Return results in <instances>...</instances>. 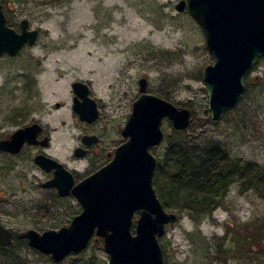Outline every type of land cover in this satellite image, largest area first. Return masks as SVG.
<instances>
[{
	"label": "rangeland",
	"instance_id": "374dc122",
	"mask_svg": "<svg viewBox=\"0 0 264 264\" xmlns=\"http://www.w3.org/2000/svg\"><path fill=\"white\" fill-rule=\"evenodd\" d=\"M179 1L0 0L9 26L20 31V21L27 19L39 31L36 42L19 54L0 56V140L35 121L50 139L46 148L25 145L15 155L0 151V223L14 232L11 245L0 249V264H109L102 239L92 237L83 250L54 263L17 235L27 229L57 230L80 213L73 195L61 197L56 188L42 187L52 171L41 169L34 156L57 159L75 182L106 164L125 140L121 130L141 77L148 81V93L191 113L190 127L179 135L169 119L162 120L163 141L150 150L156 162L169 135L215 142L233 156L264 165V83L249 86L261 102L257 122L246 111L212 122L202 83L212 58L198 23L176 9ZM256 76L264 78V59L248 77ZM75 81L85 83L96 102L99 115L92 123L73 110ZM242 117L250 122L240 123ZM85 134L95 135L97 142L86 147ZM76 147L86 148V155L76 157ZM164 209L177 215L158 237L166 264H264V234L256 242L244 240L246 233L264 231V199L251 190L240 193L237 182L223 206L199 223L185 212ZM138 216L136 211L132 232Z\"/></svg>",
	"mask_w": 264,
	"mask_h": 264
},
{
	"label": "water",
	"instance_id": "95a60500",
	"mask_svg": "<svg viewBox=\"0 0 264 264\" xmlns=\"http://www.w3.org/2000/svg\"><path fill=\"white\" fill-rule=\"evenodd\" d=\"M178 11L186 10L198 23L204 45L212 62L202 71L210 120L217 122L242 99L244 80L260 58L264 57V0H180ZM39 35L27 19L20 21V31L6 24L0 4V55H17L26 45H33ZM146 77L138 80L139 95L121 130L125 140L110 160L96 171L75 182L73 174L57 159L44 153L34 162L52 178L42 187H54L61 197L73 195L81 211L68 226L39 233L27 229L24 237L36 250L49 254L54 263L70 253L83 250L90 239H102L109 264H166L158 237L165 226L177 219L175 212L164 209L152 185L156 158L150 149L164 138L161 122L167 118L177 131L188 128L190 110L147 92ZM73 110L79 119L92 123L98 118L96 102L88 86L72 83ZM42 126L35 122L18 128L9 138L0 140V151L18 154L25 145L46 148L48 136L38 138ZM95 135H83V145L97 142ZM86 148L76 147L74 155H86ZM138 211L134 232L133 215ZM14 232L0 223V247H8Z\"/></svg>",
	"mask_w": 264,
	"mask_h": 264
},
{
	"label": "trees",
	"instance_id": "16d2710c",
	"mask_svg": "<svg viewBox=\"0 0 264 264\" xmlns=\"http://www.w3.org/2000/svg\"><path fill=\"white\" fill-rule=\"evenodd\" d=\"M261 59L264 57L259 59L253 70H256ZM263 83L264 78L256 76L249 80L247 76L241 101L223 116L232 115L234 111L236 115L246 111L251 112V119L257 122L260 117L257 110L261 102L251 96L249 86ZM255 103L256 107L253 108L251 105ZM246 119L242 117L240 123H249ZM185 131H174V134L179 135ZM169 137H165L166 148L162 158L156 162L152 178L153 188L164 208L185 212L192 221L199 223L223 206L234 182L239 184L240 193L251 190L264 199V165L233 156L215 142ZM262 234V230L251 235L246 233L244 240L252 238L256 242ZM17 236L24 238L23 234ZM0 249L4 250L2 247Z\"/></svg>",
	"mask_w": 264,
	"mask_h": 264
},
{
	"label": "flooded vegetation",
	"instance_id": "af4514ba",
	"mask_svg": "<svg viewBox=\"0 0 264 264\" xmlns=\"http://www.w3.org/2000/svg\"><path fill=\"white\" fill-rule=\"evenodd\" d=\"M3 11H4V10H3ZM4 14H5V13H4ZM5 17H6V16H5ZM6 24H7V20H6ZM7 25H8V24H7ZM8 26H9V25H8ZM10 27H11V26H10ZM16 31H17V30H16ZM18 32H19V31H18ZM20 52H21V51H20ZM20 52H19V53H20ZM19 53H18V54H19ZM2 55H6V53H4V54H2ZM7 55H9V54H7ZM0 56H1V55H0ZM35 122H36V121H35ZM32 123H34V122H32ZM44 136H46V135H44L43 133H41V134L38 135V138H42V137H44ZM48 138H49V137H48ZM2 248H4V247H2Z\"/></svg>",
	"mask_w": 264,
	"mask_h": 264
},
{
	"label": "bare ground",
	"instance_id": "6f19581e",
	"mask_svg": "<svg viewBox=\"0 0 264 264\" xmlns=\"http://www.w3.org/2000/svg\"><path fill=\"white\" fill-rule=\"evenodd\" d=\"M70 78V77H69ZM68 79V78H67ZM66 95H64V97H65Z\"/></svg>",
	"mask_w": 264,
	"mask_h": 264
}]
</instances>
